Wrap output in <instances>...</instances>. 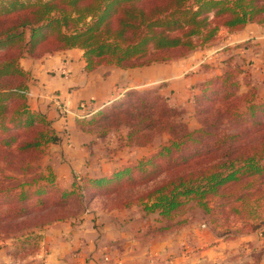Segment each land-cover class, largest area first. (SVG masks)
<instances>
[{"label":"trees","instance_id":"obj_1","mask_svg":"<svg viewBox=\"0 0 264 264\" xmlns=\"http://www.w3.org/2000/svg\"><path fill=\"white\" fill-rule=\"evenodd\" d=\"M247 24L264 29V0L4 1L0 5V221L53 212L48 219L24 224L5 237L33 224L62 219L71 203L82 208L96 196L115 198L114 209L136 207L140 219L159 224L153 233L175 232L190 223L192 216L188 221L174 220L188 206L203 216L212 214V197L219 198L215 205L224 219L225 208L243 218L246 209L241 207L264 192V102L234 95L242 73L238 57L228 56L220 75L199 84L193 96L198 106L219 93L230 102L225 110H207L197 130L187 129L181 119L185 112L171 104L163 93L165 85L128 90L114 103L112 114L79 120L80 127L93 133L88 125L99 117H113L110 130L123 132L119 148L151 145L148 129L153 128L160 142L154 152L109 176L74 180L69 191L57 187L52 172L39 166L45 146L57 143L58 137L43 115L28 109V77L19 61L79 49L88 72L99 66L139 68L215 46L220 29L234 33ZM241 100L246 103L243 111L238 108ZM110 130L96 135L106 138ZM148 184L144 192H127Z\"/></svg>","mask_w":264,"mask_h":264},{"label":"crops","instance_id":"obj_2","mask_svg":"<svg viewBox=\"0 0 264 264\" xmlns=\"http://www.w3.org/2000/svg\"><path fill=\"white\" fill-rule=\"evenodd\" d=\"M263 39L264 29L256 24L234 33L220 29L215 46L129 69L99 66L88 72L79 49L21 58L20 66L28 77V109L43 115L58 137L57 143L45 146L39 166L52 172L57 187L69 191L74 180L109 176L146 157L154 152L153 143L119 148L122 131L101 138L80 127L79 120L94 115L128 90L161 85L171 104L185 108L190 116L199 84L220 75L228 56L250 60L249 76L264 79ZM95 203L2 238L0 264H264V256L254 260L248 250L243 251L245 242L257 252L263 251L259 234L222 241L197 224L153 233L159 224L140 219L136 207L109 210Z\"/></svg>","mask_w":264,"mask_h":264},{"label":"rangeland","instance_id":"obj_3","mask_svg":"<svg viewBox=\"0 0 264 264\" xmlns=\"http://www.w3.org/2000/svg\"><path fill=\"white\" fill-rule=\"evenodd\" d=\"M4 1L6 0H0V5H4ZM19 1H31L34 2L36 0H19ZM221 38L225 39V35H221ZM264 40V39H263ZM250 46V45H249ZM252 47V44H251ZM240 58V59H239ZM236 59V62L240 64V71L242 72L237 80H238V87L235 89L234 95L241 98L244 96L247 100H251L253 102H264V79H259L257 77L251 78L249 76L251 67L249 65L252 63L250 60L247 62V59L244 57H240ZM247 62V63H246ZM157 89V86L155 87H149V88H143V89H133L136 91H144L146 89ZM224 93H219L217 96L212 97L210 99V102L202 100V105L198 106L197 102L192 103V107L190 108V116L188 114V110L183 108L185 114L181 119L183 120L184 124H186V127L189 131H194L197 130L201 127L202 122L207 118L208 114H205L207 110L213 111L216 109L220 110H225L227 105L229 104V100H223ZM121 96H119L115 101H113L111 104H109L107 107L99 110L97 113L90 117H95V116H102L101 114H107L111 113L112 114V109L117 108V105H114V103L117 100H120ZM245 99V100H246ZM201 104V103H200ZM239 105V110L243 111L246 103L241 100V102L238 103ZM181 108V107H180ZM198 110L201 111L200 114L198 113ZM203 112V113H202ZM89 117V118H90ZM98 121L93 122L92 124L88 125V128L92 130L93 133L91 134H98V133H106L108 130H110V126L114 123L113 117L108 116L105 117L103 116ZM181 120V121H182ZM219 128H223L222 125L219 126ZM86 130V129H85ZM113 130H110V133ZM156 130L153 129H148L149 134L153 136V144L155 146V150L157 145L160 142V137H158L157 133L155 132ZM163 141L167 139V136H163L161 138ZM154 150V151H155ZM162 177H160L161 179ZM151 184H148L147 186H140L136 189H131L127 190V192H135V193H141L144 192L148 187H150ZM264 186V181L261 182V187ZM219 198H211L210 205L212 207V214L207 213L206 215H201L198 213L199 211L197 210L196 207L193 206H188L184 210V213L180 214L179 217H176L174 220H180L181 218H184L188 221L187 218H191L192 220H189L190 223L187 224H197V226L200 229L207 230L208 233L211 235L215 236L218 239H221L222 241L228 240V239H236L238 237H244L248 236L251 238V235H257L259 234V239L262 241V246H263V251L257 252L255 248L250 245V243L245 242L243 244V251L248 250V255L252 257V259H262L264 256V192L261 194L260 199L257 201H254L255 199H252V201L249 202L247 206H243L241 208L246 209L243 213L242 216L243 218L240 219L239 214L236 213H231V210L225 208L224 210L228 212V216L226 219L222 217L221 212L219 211V208L215 205V202ZM91 202H96L95 204L97 206H100L102 208H107V209H114L116 206V201L115 198H109V197H104V196H96L89 200ZM83 205L88 204V203H82ZM78 203H71L69 206L65 208L66 212H73V211H78L79 208L81 209V205ZM82 205V206H83ZM252 208V209H250ZM230 212V213H229ZM53 216V212H43L40 214H37V218H34V216H30V218H27L23 221L21 220H4L0 221V240L2 238H5V236L8 233H16L20 227H22L24 224H29L32 223L33 221L37 219H48L49 217ZM183 220V219H182ZM185 224V225H187ZM19 232V231H18ZM239 255L242 256L241 253H238ZM244 256V255H243Z\"/></svg>","mask_w":264,"mask_h":264}]
</instances>
